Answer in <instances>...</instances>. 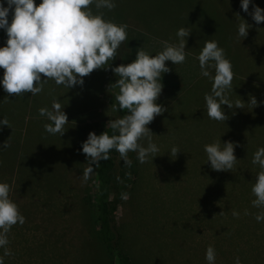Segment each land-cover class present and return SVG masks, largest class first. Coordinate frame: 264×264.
Wrapping results in <instances>:
<instances>
[{"label": "rangeland", "instance_id": "rangeland-1", "mask_svg": "<svg viewBox=\"0 0 264 264\" xmlns=\"http://www.w3.org/2000/svg\"><path fill=\"white\" fill-rule=\"evenodd\" d=\"M253 3L264 9V0H252L249 12ZM115 5L111 11L89 5L94 15L128 26L112 67L130 63L139 47L155 55L163 50L162 41L175 44L181 27L191 31L185 62H165L171 70L162 76L157 103L166 110L147 125L156 135L157 157L141 164L129 152L134 171L126 180L119 176L124 164L117 158L110 210L129 264H207L209 245L215 264H225L228 190L252 187L261 170L251 161L264 147L259 103L264 100V21L257 25L241 11L239 0H115ZM237 15L250 25L242 41ZM6 38L0 30V46ZM206 40H216L232 63L230 100L247 103L251 95L258 102L254 109L223 106L225 124L206 114L203 97L211 81L200 76L196 59ZM83 80L82 87L69 90L49 80L36 96L15 97L0 88V118L9 121L8 128L0 127V144L8 145L0 150V182L10 185L9 198L25 218L7 233L11 255L4 256V264H111L95 222L93 173L81 180L87 161L80 145L89 132L98 134L116 118L111 86L116 77L111 69L94 70ZM53 98L68 117L61 137L46 133L43 125L49 121L38 114L41 107L51 109ZM219 137L238 145L239 161L230 172L214 171L206 162L203 146ZM174 145L180 150L176 158L168 156Z\"/></svg>", "mask_w": 264, "mask_h": 264}, {"label": "clouds", "instance_id": "clouds-1", "mask_svg": "<svg viewBox=\"0 0 264 264\" xmlns=\"http://www.w3.org/2000/svg\"><path fill=\"white\" fill-rule=\"evenodd\" d=\"M251 2L239 0V7L259 25L264 21V9L253 3L249 12ZM93 4L96 9L105 8L109 11L116 6L115 0H40L38 5L35 0H0V30L7 37L4 45L0 46V69H3L0 88L7 94L15 97L26 93L36 96L49 80L67 90L74 86L82 87L83 78L94 70L111 69L118 77L111 84L118 89L112 110H127L126 114L108 120L106 126L112 130L111 135L106 131L99 135L89 132L81 143L80 151L87 161L82 182L88 181L94 172L93 166L99 167L100 161L109 160L111 150L117 151L123 163L129 167L132 163L128 158L129 152L136 153L139 163L152 164L160 149L152 140L156 135L147 125L166 110L157 103L163 89L162 76L171 70L165 62H171L172 65L185 62L186 43L191 34L189 28L181 27L176 31L175 44L162 41L163 50L155 55L139 47L135 51V59L130 63L112 67L117 50L128 38V26L104 19L103 13L94 15L89 7ZM237 17L240 21L237 36L242 41L250 25ZM196 59L200 76L211 81L210 92L203 97L209 119L225 124L229 117L225 115L223 106L230 110L242 109L245 105L251 109L258 106L256 98L251 95L247 103L240 98L235 102L230 100L229 94L233 93V66L216 40H206ZM259 103L264 105V100ZM64 107L59 99L53 98L51 109H38L39 116L49 121L43 125L46 133L59 137L64 135L65 126L69 123ZM0 127H9L6 117L0 118ZM7 147L5 142L0 144V150ZM236 147L238 145L231 141L221 143L219 137L203 146L206 162L214 171L230 172L239 161L234 155ZM178 153L180 150L174 145L168 156L176 158ZM251 162L261 169L251 188L255 197L251 201L252 206L261 210L255 215V220L260 222L264 221V147L257 148ZM9 192L10 185L0 182V248L4 249L0 264H4V256L11 255L6 247L9 243L7 233L13 225L25 222L17 204L9 198ZM238 215V212L232 211L233 217ZM205 260L207 264H215L216 252L211 245L205 250ZM234 264H241L238 256Z\"/></svg>", "mask_w": 264, "mask_h": 264}, {"label": "trees", "instance_id": "trees-1", "mask_svg": "<svg viewBox=\"0 0 264 264\" xmlns=\"http://www.w3.org/2000/svg\"><path fill=\"white\" fill-rule=\"evenodd\" d=\"M117 93L118 89L114 94L113 104H116L115 95ZM126 111H115V119L124 116ZM103 131L108 132L109 135L112 134V130L105 126L97 135ZM109 157L108 161H100L99 167L93 166L92 202L95 207V222L100 241L111 264H129L110 210L112 191L116 182L117 158L122 165L124 163L115 150L110 151ZM133 171V163H131V167L124 164L121 166L119 176L126 180L127 177L132 176ZM251 188L250 186L240 191L238 189L228 190L227 218L224 222V238L228 245L224 251L225 264H234V259L237 256L240 258L241 264H264V221L257 222L255 220V215L261 210L252 206L251 201L255 197ZM233 210L239 213L237 217L232 216Z\"/></svg>", "mask_w": 264, "mask_h": 264}]
</instances>
